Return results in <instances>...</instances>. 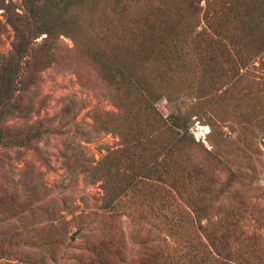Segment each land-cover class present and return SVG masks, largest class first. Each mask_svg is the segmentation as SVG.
Masks as SVG:
<instances>
[{
  "label": "trees",
  "instance_id": "obj_1",
  "mask_svg": "<svg viewBox=\"0 0 264 264\" xmlns=\"http://www.w3.org/2000/svg\"><path fill=\"white\" fill-rule=\"evenodd\" d=\"M98 2L24 0V13L19 14L11 0H0L15 36L11 50L0 55V175L13 153L39 152L46 136L63 131L53 118L35 119L45 101L37 109L31 91L42 71L63 62L59 40L70 38L74 50L67 52L81 53L93 65L120 109L118 116L106 113L94 118L99 129L120 137V147L85 168L102 182L103 208L115 214L123 207L120 214L133 217L139 227L136 248L129 251L126 236L111 228L86 248L92 256L82 258L90 264H264V236H255L238 216L253 207L246 208L247 202L237 199V174L190 132L193 113L162 114L157 107L160 96L145 75L147 70L165 72L171 66L178 73L180 68L185 72L195 68L204 74L206 61L212 58L220 72L221 59L231 47L236 62L242 64L239 75L250 60L264 58V0L219 1L213 13L207 9L209 26L198 33L202 0ZM182 21L189 27H181ZM78 73L85 84L84 74ZM218 77L217 96L231 81ZM72 111L69 104L61 110L64 118ZM213 169L220 173L212 175ZM221 172L227 173L222 181ZM11 198L18 201L0 183V212ZM50 228L53 232L57 227ZM29 233L23 228L5 234L0 253L5 245L16 248L15 241ZM7 255L23 262L21 256Z\"/></svg>",
  "mask_w": 264,
  "mask_h": 264
},
{
  "label": "rangeland",
  "instance_id": "obj_2",
  "mask_svg": "<svg viewBox=\"0 0 264 264\" xmlns=\"http://www.w3.org/2000/svg\"><path fill=\"white\" fill-rule=\"evenodd\" d=\"M214 1L202 0L198 4L202 11L196 33L209 26L207 9L215 11L217 2L228 0ZM11 2L19 14L24 13V0ZM0 23L3 26L1 55L11 50L15 36L3 10H0ZM180 26L189 27L188 21H182ZM209 32L213 34L212 30ZM211 44L208 42L210 57ZM59 45L63 62L41 72L31 97L37 109L41 100L45 101L35 119L53 118L56 126H63V131L46 136L39 143V152L13 153L0 175V183L18 199L16 202L6 199L8 208L0 212V239L23 228L30 231L27 237L15 241L16 248L4 246L0 264H90L82 258L84 254L92 256L86 248H92L111 228L113 233L126 236L129 251L136 248L135 241L139 238V227L133 217L124 211L120 214L123 207H118L115 214L103 208L102 182L94 180L91 170L85 168L87 163L95 165L108 150L120 147V137L111 130L99 129L94 119L106 113L118 116L120 109L93 65L81 53L67 52L73 49V41L62 36ZM231 50L222 57L220 72L212 58L206 61L204 74L197 73L195 68L188 72L180 68L178 73L171 66L165 72L157 68L154 72L147 70L145 75L160 96L157 107L163 115L181 112L195 115L190 132L200 136L207 149L220 156L237 174L236 188L240 193L237 199L247 202L246 208L253 207L238 215L242 225L255 236H264V58H253L238 75L237 69L242 64L236 62L233 47ZM195 63L192 59V67ZM79 71L85 76V84L79 78ZM218 75L226 82L231 81L217 96L215 89L221 84ZM188 82L193 85H186ZM201 92L207 94L203 99L198 98ZM65 104L73 108L72 115L66 118L61 112ZM214 172L220 173L211 170L212 175ZM221 173L220 181L227 175ZM10 208L14 209L9 212ZM202 223L207 225V220ZM51 225L57 227L53 232ZM181 232L184 230H177V234ZM171 241L170 238L168 243L173 245ZM7 254L21 256L23 262L10 260ZM211 259L209 263H213Z\"/></svg>",
  "mask_w": 264,
  "mask_h": 264
},
{
  "label": "water",
  "instance_id": "obj_3",
  "mask_svg": "<svg viewBox=\"0 0 264 264\" xmlns=\"http://www.w3.org/2000/svg\"><path fill=\"white\" fill-rule=\"evenodd\" d=\"M195 138H196V140H197L198 142L201 141V137H200V136L196 135Z\"/></svg>",
  "mask_w": 264,
  "mask_h": 264
}]
</instances>
